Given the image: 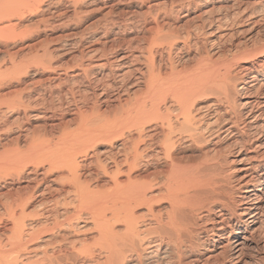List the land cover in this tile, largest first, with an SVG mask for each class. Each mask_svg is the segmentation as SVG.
<instances>
[{"label": "bare ground", "instance_id": "6f19581e", "mask_svg": "<svg viewBox=\"0 0 264 264\" xmlns=\"http://www.w3.org/2000/svg\"><path fill=\"white\" fill-rule=\"evenodd\" d=\"M167 1L0 0V264H264V0Z\"/></svg>", "mask_w": 264, "mask_h": 264}, {"label": "rangeland", "instance_id": "374dc122", "mask_svg": "<svg viewBox=\"0 0 264 264\" xmlns=\"http://www.w3.org/2000/svg\"><path fill=\"white\" fill-rule=\"evenodd\" d=\"M164 1V0H163ZM151 3L153 4H157L158 6L156 7V5L155 6H152V9H151V11H152V13H151V15H149V16H147V19H146V22H148L149 21V23L151 22V20L153 19L152 17H155V14L157 13V10H160L159 12H161V11H163V8L166 6V5H168L169 4V1H167V0H165V2H164V5H162V4H160V0H151ZM159 3V4H158ZM136 3H132V4H130L129 5V8L130 7H132V8H136V6H138L139 7V4H136ZM133 5V6H132ZM143 8V10H145V8H144V6L142 7ZM31 10H33V9H31ZM30 10V11H31ZM143 10H142V12H143ZM155 10V11H154ZM28 10L26 11H24V15L26 16V18L28 19V21H26L27 19L25 18V16H24V18H23V16L21 15V17H22V23L24 24V28L25 29H28L29 28V30H31V29H34L33 28V25H35L36 23L35 22H38V20H37V18L35 19V17L36 16H34V15H36L37 13H34L35 11L33 10V11H31V15L28 13ZM34 13V15H33V13ZM88 14V15H87ZM32 15L34 16V17H32ZM67 15V14H66ZM68 17L66 18H62L61 20H60V18H57V19H59V20H50V21H48L47 23H44V25H40V31L41 32H43V33H41L42 34V37H43V35H44V38L46 37V40L48 39V43L46 42V41H43L41 44H39L38 46L40 47L41 45H42V47H43V45L44 44H46V45H44V46H49V47H51V46H54V45H56L57 43L59 44L60 42V39L61 38H63L65 35H63V34H65L66 33V31L67 30H69L70 28H77V27H79L80 29L82 28L83 29V27H86L87 25H92V23L96 20V18L98 17V14H96V13H90L89 11H87L86 13L84 12V13H82L81 14V16L82 17H80L81 19V21H75V20H73V17L71 18V16H69V15H67ZM150 16H151V18H150ZM29 17V18H28ZM31 17V18H30ZM24 19H26V20H24ZM31 19H32V21H31ZM70 19V21L68 22V20ZM181 19V17H179V20ZM34 20H36V21H34ZM182 20V19H181ZM29 21H31L30 23H29ZM34 21V22H33ZM73 21H74V23H73ZM93 21V22H92ZM25 22V23H24ZM60 24H59V23ZM35 23V24H34ZM51 23V24H50ZM73 23V24H72ZM76 23H78V24H76ZM91 23V24H90ZM149 23H146V24H148L149 25ZM191 25H194V24H196V22L195 21H192L191 20ZM198 23V22H197ZM22 24V25H23ZM29 24V25H28ZM57 24H59V25H57ZM66 26H65V25ZM183 24V21L181 22V23H179V25H182ZM143 25V26H142ZM32 26V27H31ZM61 26V27H60ZM88 26V27H89ZM140 27H137V29H138V31L139 32H136L135 31V35H138V36H141V35H146L147 36V34H146V32H144L145 31V28H143L142 29V27H144L145 25L144 24H140L139 25ZM44 27H46V28H44ZM49 27V28H48ZM23 28V29H24ZM140 28V29H139ZM43 29V30H42ZM258 30V29H257ZM45 32V33H44ZM50 33H52V34H50ZM137 33H140V34H137ZM144 33V34H143ZM46 34V35H45ZM34 39V40H33ZM50 40V41H49ZM19 41H20V39L18 40V38H17V41H16V43H19ZM24 41V42H23ZM22 42H20L19 44H18V46L16 45V43L15 44H12V45H14V47H12V45H10V49L11 50H16L17 48H19V45L20 46H24V45H30L31 43V45H37V44H35V43H38V41H36V39L35 38H30V40L28 39H26V40H23ZM26 41V42H25ZM33 41V42H32ZM52 41V42H51ZM29 42V43H28ZM55 42V43H54ZM15 46H17V47H15ZM39 47H37V48H39ZM42 47H40V49H42ZM26 50V49H25ZM5 54V53H4ZM4 54H2V57L3 58H6V56L4 57ZM192 54L193 53H191V56L189 57V59L192 57ZM1 55V54H0ZM3 58H0V62L2 61V59ZM55 59H57V60H55V62H57L58 60L59 61H61V58L59 57V58H55ZM64 60H66V58H63L62 59V61H64ZM183 61V60H182ZM190 61H191V59H190ZM186 62V61H185ZM191 64V63H190ZM15 117H16V115H14L12 118H8L7 117V119L6 120H15ZM22 116L20 115V118H21ZM14 118V119H13ZM4 118L2 119V121H1V123H0V129H2V128H5L4 127V122L6 121ZM20 120H22L23 121V123L25 124L24 125V128H22L21 130L22 131H20V132H22V134H25L26 136H31L32 135V132H31V128H29V126L27 125V123H26V120L25 119H23V118H21ZM3 122V123H2ZM31 123V122H30ZM31 124H33V123H31ZM16 131L17 130H15V131H13V134H15L16 133ZM60 130L59 129H55L54 130V132H52L53 133V135H55L54 137H56V136H58L59 134H60ZM3 139V140H2ZM6 139V136L5 135H0V143H2V141H4ZM24 139V138H23ZM22 139V140H23ZM1 145V144H0ZM91 155H92V153L87 157L88 159H91L92 157H91ZM235 156H237L236 155V153H234V154H232L231 156L229 155V157H228V155H227V159L228 160H232V159H234V157ZM236 158V157H235ZM233 162V161H232ZM234 163L233 164H229V166H227V171L228 172H226V174L227 173H229V174H227L228 176L229 175H231V176H233V172H232V174H230V171H233V169H234ZM232 167V168H231ZM231 169V170H230ZM18 184L19 183H15V184H13V185H9V186H7L6 185V187H5V189H2L1 187H0V192L2 193H4V192H6V190H8V189H10L11 187H17L18 186ZM2 193V194H3ZM0 198H2V200H3V197L2 196H0Z\"/></svg>", "mask_w": 264, "mask_h": 264}]
</instances>
